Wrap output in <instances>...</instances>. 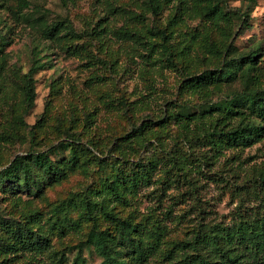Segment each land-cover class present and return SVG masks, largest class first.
Segmentation results:
<instances>
[{"label":"rangeland","instance_id":"1","mask_svg":"<svg viewBox=\"0 0 264 264\" xmlns=\"http://www.w3.org/2000/svg\"><path fill=\"white\" fill-rule=\"evenodd\" d=\"M26 1L0 0V169L17 155L49 151L67 174L38 194L21 182L0 183V264H70L77 245L88 264H100L85 241L93 227L116 235L113 216L137 223L149 247L144 262L129 254V264H189L182 249L200 230L264 218V184L256 182L264 174V136L245 148L215 149L197 139L242 119L264 125L248 110L233 116L221 109L247 91L245 79L238 73L182 87L254 55V87L264 89V0H158L157 12L150 0ZM56 23L59 35L46 37ZM34 65L37 97L25 112V75ZM67 139L101 159L145 163L148 182L123 185L115 164L89 154L70 166ZM180 141L185 148L174 157L160 155ZM188 151L204 162L189 161ZM173 162L187 180H175ZM24 223L50 246H21L9 227ZM239 245L235 253L249 255Z\"/></svg>","mask_w":264,"mask_h":264},{"label":"trees","instance_id":"2","mask_svg":"<svg viewBox=\"0 0 264 264\" xmlns=\"http://www.w3.org/2000/svg\"><path fill=\"white\" fill-rule=\"evenodd\" d=\"M157 1L150 0L153 12L159 10ZM22 3L24 5L28 4L26 0H22ZM216 10V7H214L212 12H216ZM61 28L62 23H56L46 28L43 33L48 38H55L59 35ZM164 32V30H159L162 36H165ZM233 61L235 66L228 67L226 65L220 71L206 70L200 75L186 79L182 87L197 88L214 79L233 80L239 73L242 79H245L247 91L226 102L221 109L233 116H238L248 110L250 114L264 119V89L254 87L251 75V72L255 69L254 55L242 57L241 60L233 59ZM244 66H246L245 69ZM36 68L37 66L34 65L30 72L25 75V112H28L34 106L37 97L33 77ZM182 115L187 116L189 114L183 112ZM148 125L149 121H144L140 130H144ZM263 136V124L251 120L245 122L242 119L236 126L229 129L222 127L208 130L205 135L198 136L197 139L207 145H213L215 149H217L218 144H221L219 146L225 144L245 148L252 146ZM183 145V142H177L175 150L172 149L170 152L160 151V155L165 159L172 158L174 156L171 152L177 151L178 148L184 149L185 145ZM63 146L71 151L67 163L72 167L79 164L80 155L89 154L92 160L115 164L116 174L123 185L139 187L144 182H148L150 169L143 162L131 159L117 161L111 156L101 159L86 144L75 140L67 139ZM185 154L191 162H198L199 160H201L199 164L204 162L201 157L194 153L188 151ZM171 171L175 180H187L186 176L180 173V169L175 162L171 166ZM66 174V165L63 162L53 160L49 155V151H34L17 155L8 166L1 168L0 183L14 185L21 182L31 193L38 194L42 191L46 182L60 180ZM256 182L264 184V174ZM113 217L116 219V235H111L107 229L100 230L93 227L87 235L86 248L91 249L92 252L102 258L100 264H129L127 261V255L129 254L134 255V259L138 262H144L148 257L149 247L144 245L136 235L138 224H134L130 220ZM9 232L27 250L34 248L46 249L50 246L46 235L33 230L26 223L15 225L14 228L9 227ZM235 243L240 244L239 248L244 246V250L246 248L249 255L235 253ZM188 246H192L193 253L190 254L186 251ZM76 248L78 251L70 264H88L86 257L83 255L84 247L77 245ZM182 250H185L189 264H264V218L254 221L242 220L236 228H224L219 225L210 230H200L195 236V241L192 244H186ZM246 258L252 260V263H247Z\"/></svg>","mask_w":264,"mask_h":264}]
</instances>
